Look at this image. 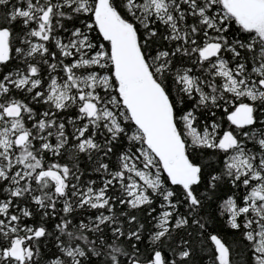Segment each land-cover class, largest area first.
Masks as SVG:
<instances>
[{"label":"snow or ice","instance_id":"6c2138e0","mask_svg":"<svg viewBox=\"0 0 264 264\" xmlns=\"http://www.w3.org/2000/svg\"><path fill=\"white\" fill-rule=\"evenodd\" d=\"M0 264H264V0H0Z\"/></svg>","mask_w":264,"mask_h":264}]
</instances>
